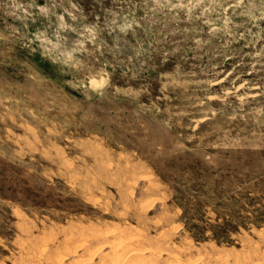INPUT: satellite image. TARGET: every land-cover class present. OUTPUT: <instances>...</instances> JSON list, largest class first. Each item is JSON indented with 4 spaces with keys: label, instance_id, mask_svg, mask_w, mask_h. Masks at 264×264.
Here are the masks:
<instances>
[{
    "label": "rangeland",
    "instance_id": "374dc122",
    "mask_svg": "<svg viewBox=\"0 0 264 264\" xmlns=\"http://www.w3.org/2000/svg\"><path fill=\"white\" fill-rule=\"evenodd\" d=\"M131 236L264 263V0H0V264Z\"/></svg>",
    "mask_w": 264,
    "mask_h": 264
},
{
    "label": "bare ground",
    "instance_id": "6f19581e",
    "mask_svg": "<svg viewBox=\"0 0 264 264\" xmlns=\"http://www.w3.org/2000/svg\"><path fill=\"white\" fill-rule=\"evenodd\" d=\"M120 230V229H119ZM134 229H132L133 231ZM118 231V230H117ZM131 231V232H132ZM123 232V231H122ZM130 232V230L128 231ZM140 232V231H139ZM137 233V232H136ZM139 234V233H138ZM138 234H137V237H138ZM122 235V234H121ZM132 235V234H131ZM135 235V234H134ZM164 235V234H163ZM108 236V235H107ZM136 236V235H135ZM164 237V236H163ZM126 238V237H124ZM122 238L123 240H119L118 242H110L109 246L104 249V250H100L99 248V252L97 255H99V262H97V264H119V261H120V264L124 261V259H126V261H128V264H156L154 263L153 261L155 260V256L158 255H154L152 251H150V253L148 251H146V249L144 247H140V246H132V242L131 240H134V242L136 241L133 236L131 237H128L127 239H124ZM76 239V238H75ZM145 239V238H143ZM88 240V239H87ZM93 240V239H92ZM113 240V239H112ZM245 240V239H244ZM252 240V239H251ZM89 241V240H88ZM149 241V240H148ZM81 242H85V241H81ZM147 242V241H146ZM150 242V241H149ZM91 243V242H90ZM94 243V242H93ZM96 243V242H95ZM94 243V244H95ZM137 243V242H136ZM134 243V244H136ZM86 243H84L85 245ZM88 244V243H87ZM75 245V244H74ZM79 245H83V243L81 244L79 242ZM77 245V246H79ZM90 245V244H89ZM107 245V244H106ZM88 247V246H87ZM95 247H97L95 245ZM99 247V246H98ZM78 248V247H77ZM85 248V247H84ZM91 248V247H90ZM86 249V248H85ZM84 249V250H85ZM88 249V248H87ZM96 249V248H95ZM86 251V250H85ZM91 251V250H89ZM95 253V252H94ZM93 253V254H94ZM86 254V252H85ZM92 254V253H91ZM92 254V255H93ZM65 255V254H64ZM90 255V253H89ZM91 255V256H92ZM68 256V255H67ZM87 256V255H86ZM90 256V258H91ZM154 256V257H153ZM152 257L154 258L153 260ZM170 257V256H169ZM177 257V256H176ZM64 258V257H63ZM90 258L88 259H84V260H81L79 262L82 263V264H91L90 263ZM173 258V257H172ZM62 259V258H61ZM60 258H58L57 262H59V264H63L61 263V260ZM63 260V259H62ZM123 260V261H122ZM168 260V259H167ZM170 260V259H169ZM173 261L170 260L169 264H178L179 262H174L175 259H172ZM122 261V262H121ZM159 261V260H158ZM264 261V260H262ZM63 262V261H62ZM125 262V261H124ZM168 262V261H167ZM184 263V262H183ZM263 263V262H262ZM75 264V263H74ZM167 264V263H166ZM264 264V263H263Z\"/></svg>",
    "mask_w": 264,
    "mask_h": 264
}]
</instances>
